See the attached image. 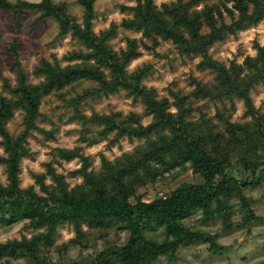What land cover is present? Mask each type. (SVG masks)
<instances>
[{"label":"trees","instance_id":"trees-1","mask_svg":"<svg viewBox=\"0 0 264 264\" xmlns=\"http://www.w3.org/2000/svg\"><path fill=\"white\" fill-rule=\"evenodd\" d=\"M17 1L14 3L11 0H0V9L12 10L17 25L20 24L18 16L22 10L37 11L40 13L37 21L47 17L55 18L59 21L60 33H71L86 48L94 49V51L67 54L64 58L68 60V67L63 70L58 64L53 66L55 60L52 64L49 60H44L42 65L37 66L33 71L35 75L45 77L39 83L28 81V72L18 60L16 61L18 86L12 88L5 80L4 89L10 92L11 98L0 95V137H3L1 143L6 146V151L10 155L7 160L0 158V161L7 165L11 184L7 189L0 187V222L12 224L22 218H30L33 222L32 226L45 230L38 231L30 242L22 239L21 242L10 240L7 244H0V258L10 260L30 257L31 264H47L43 252L50 247L58 226L71 223L79 229L80 222L99 227L114 225L130 233L123 247L101 252L96 261L94 260V264H153L159 260L160 256L173 258L178 248L198 242L207 243L209 251L214 254L226 252L228 247H217L213 237L199 231H188L182 227L180 222L190 218L198 208H204L205 219L219 217L224 221L226 228H230L232 205L229 201L241 198L242 208H249L248 202L241 197L242 189L264 183V161L262 160L264 158V120L257 122L258 127L255 132H249L246 125H231L226 121L223 130L218 132L215 131V126L204 120V112L199 122L192 123L191 114L194 107L189 103L188 97L178 101L182 107L176 119H173L171 114H165L167 101L164 104H156L152 99L153 94L139 87L140 79L149 69L132 77V83L124 77L120 63L105 44V41L113 34L114 27L103 39L97 40L91 34L90 24L86 29L81 30L69 17L64 15L66 8L64 2L54 4L53 0ZM81 2L87 5L88 16L91 19L92 0H81ZM196 2L198 0H192V3ZM250 2L255 5V15L253 17L244 15L247 11L245 0H237L236 7L242 13L241 23L231 28L222 26L220 30L215 29V21L211 16L212 10H207L204 15L213 28L208 37L198 35L199 16L189 20L187 7L191 4L169 8L168 4L164 3L161 5L164 11L160 13L153 8L152 0H144L143 4L137 0L138 6L130 9L135 12V18L125 21L124 26L137 31L144 29L146 36L157 34L166 39L171 37L179 45L178 50L181 54L205 57L199 66L202 69H216L220 73L219 84L211 90L206 87L198 88L197 92L192 95L212 101L246 97L248 89L253 84L264 81V70L256 71L247 83L239 81V72L242 69H236L234 65L233 75L230 76L222 66L214 64L207 57V49L214 41L224 39L225 30L231 31L239 28L243 26L245 20L254 23L264 18V5H261L259 0H250ZM229 14L231 15V12ZM164 15L173 17L175 24L169 26L163 19ZM180 26L190 31V41L185 40L178 33ZM135 47V42L130 41L129 53L124 57L125 63L133 56L139 55L135 52ZM10 50L17 56L19 55L16 44L13 43ZM90 59H95L98 65L112 68L114 78L111 84L104 82L98 68L88 64ZM259 60L264 61V51L260 53ZM246 63L252 68L255 67L250 60ZM87 81L91 84L99 83L100 87L89 86L84 89L83 95L76 96L68 103L78 108L86 96L91 95L98 98L101 94L115 93L120 88L130 89V95L143 97V102L148 106L149 111L155 113V120L147 129L121 128L118 134L128 133L130 136L138 137H150L155 134L157 140L149 139L144 150L131 159H125L115 168L105 164L104 170L98 177H87L86 185L90 186L87 191L78 187L69 194L65 190L61 177L58 181V189L51 193L44 187L41 189L42 195L34 194L30 188L25 192H20L16 181L20 170L18 165L20 158L28 153L26 138L30 136L33 129H39L36 128L34 121L38 116L37 109L41 98L54 92L71 89ZM185 104H188V107H183ZM17 108L24 109L26 113L23 121L26 130L19 137L12 139L5 131L4 124L12 118ZM225 115L226 113L222 114L218 111L219 120L224 121ZM186 118L189 120L188 123H185ZM135 119L134 116L130 117V120ZM97 122L107 124V131L115 128L111 118L95 117L91 121L94 124ZM166 129L170 132L168 136L163 134ZM234 154L238 157L237 164L242 165L249 172L247 177L240 176L237 179L232 175L235 169L230 157ZM150 161L158 163L159 167L155 165L150 167ZM188 164L195 172L203 176V183L182 186L166 198L157 197L151 201H146L137 194V187L155 180L157 174L178 167L184 168ZM141 169L142 173L139 171ZM80 172L84 170L81 169ZM38 182L42 183V178H39ZM130 198L136 201L135 204L130 203ZM213 201L216 203L215 209L211 207ZM257 219L255 214L249 210L239 226L246 227ZM162 227L165 228L163 240L160 241L148 235L151 230L155 231ZM250 233L251 229H248V234ZM169 236L172 237L171 240L168 239Z\"/></svg>","mask_w":264,"mask_h":264},{"label":"clouds","instance_id":"clouds-1","mask_svg":"<svg viewBox=\"0 0 264 264\" xmlns=\"http://www.w3.org/2000/svg\"><path fill=\"white\" fill-rule=\"evenodd\" d=\"M141 4L144 0H139ZM54 4H60L61 0H53ZM66 4L64 15L69 17L81 30L87 28L90 24L91 34L101 40L112 31L115 25V36L105 41L112 54L120 63L125 78L132 83V77L145 72L146 75L140 79L139 87L147 93H152V99L156 104H164L165 114H171L176 119L181 109L178 101L184 97L189 98V103L193 107L209 103L204 98H199L192 94L196 93L198 88H208L209 90L218 86V77L220 73L216 69L206 68L203 71L198 70V65L204 61L203 55H193L191 58L182 56L179 45L174 39L165 38L162 35L153 34L146 36L145 30L139 31L129 29L124 26L125 21H131L135 18V12L124 11L123 9H132L138 6L137 0H92V18L89 19L87 5L81 0H64ZM162 3H167L169 8L187 7L189 20L196 19L199 16V33L201 37L211 35L213 28L207 22L204 13L211 11V16L215 21V29L220 30L222 26H231L241 23V11L236 7L237 0H198L192 3V0H152L153 8L162 13L164 9ZM264 5V0H259ZM247 11L244 13L247 17L255 15V5L250 0H245ZM231 12V15L229 14ZM219 13V14H218ZM222 17V18H221ZM163 19L169 26L175 24V19L164 15ZM50 23L56 27V21ZM178 33L185 40L190 41V31L180 26ZM71 34H69L70 36ZM53 38H55L53 36ZM135 42V52L139 55L133 56L125 63L124 57L129 53V42ZM55 67L58 64L61 70L68 67L63 59L59 57L79 51L93 52L94 49L86 48L78 40L73 39L69 44L64 40L59 46L54 47ZM264 51V19H259L254 23L247 20L243 26L234 28L231 31H224V39L214 41L207 49V57L218 66H222L230 76L233 75V66L236 69H242L239 72V81L247 83L255 75L256 71L264 70V61L259 60L260 53ZM33 59H38L34 57ZM251 61L255 66L250 67L246 61ZM259 61V62H258ZM52 64L53 61L49 60ZM90 66L98 68L102 74L103 80L111 84L113 81V70L106 65H98L95 59L88 61ZM30 72V68H26ZM4 77L10 80V86L15 88L16 79L10 72H4ZM45 77L41 75L34 83H39ZM195 81V83H193ZM93 88H99V83L90 85ZM83 89H77L71 96L65 97L69 101L78 95H83ZM130 89L120 88L115 93L107 95L101 94L99 98L95 96H86L77 107L70 103H64L55 110H51L48 105V98L42 97L37 109L38 116L34 121L36 128L43 129L44 133H51V138H46L40 131L33 129L28 136L27 144L30 155L22 156L19 161V172L16 176L17 189L25 192L29 188L36 195H42V187L47 188L51 193L59 187V178H63L65 190L71 194L78 187L87 191L86 178L90 176H99L104 170L105 164L115 168L122 164L125 159H131L144 150L149 139L157 140L155 134L150 137L130 136L128 133L118 135L121 128L147 129L155 120V113L149 111L148 106L144 104L143 97L130 95ZM0 95L5 98H11L9 91L0 89ZM188 107V104L183 105ZM251 109V110H250ZM226 113L225 120L216 119L217 111ZM77 111L79 115L77 116ZM136 117L130 120V117ZM26 117L24 109L17 108L13 116L4 124V129L12 139L19 137L25 132L26 126L23 120ZM47 117V119H45ZM95 117H108L115 125L111 131H107L108 125L97 122L90 125ZM192 123L200 121V114L193 113ZM204 120L215 126V131H222L227 124L248 126L249 132H255L258 124L264 120V81L253 84L247 92L246 97H233L226 99L223 103L212 102L209 104V110L204 113ZM189 120L186 118L185 123ZM87 129V130H86ZM170 135L169 130L163 133ZM3 137H0V141ZM259 154V151H258ZM9 153L6 146L0 143V158L7 160ZM233 164V176L247 177V172L242 165L237 164L238 157L235 154L230 157ZM158 163L150 161L149 166ZM83 169L84 172H80ZM141 173L143 170H139ZM76 173V175H72ZM42 178V183L38 182ZM11 184L6 164H0V187L7 189ZM163 196V193H160ZM241 197L248 202L249 208L242 210L241 198H234L229 201L233 207V214L230 216L229 223L235 228L251 210L257 218H264V184L256 185L242 189ZM166 198V197H165ZM223 199V198H221ZM135 200L130 198V203L135 204ZM211 207L216 208L213 201ZM46 210V209H45ZM205 215L204 208H198L195 214L185 221H181L182 227L191 232H203L213 237L217 247H230L233 251L225 259L217 260L214 264H264V255L252 257L249 256L254 251L257 244L264 241L259 240L258 234L264 233V226H254L248 224L244 231H236L230 236L224 235V221L218 220L214 225L207 226L201 223ZM30 218H22L12 226H0V244H7L10 240L21 242L22 239L31 241L37 231H44V228L35 229ZM47 226H45L46 228ZM166 227V226H165ZM251 229V235H247V230ZM162 227L160 232L163 233ZM88 233V227L85 222H80L79 229L74 224L65 225L57 229V236L54 238V244L59 247L66 245L59 254L50 250L45 254L47 264H81L87 257V252H81L80 255L74 253L73 249L80 247L79 237ZM163 239V237H160ZM172 239L171 236L168 237ZM76 242H72V241ZM245 240L247 243L245 244ZM244 245L241 247V245ZM209 245L205 242H198L195 245H189L182 251L177 249L175 255L177 261L175 264H210ZM245 257H248L245 259ZM11 264H31L30 257H18L11 260Z\"/></svg>","mask_w":264,"mask_h":264},{"label":"rangeland","instance_id":"rangeland-1","mask_svg":"<svg viewBox=\"0 0 264 264\" xmlns=\"http://www.w3.org/2000/svg\"><path fill=\"white\" fill-rule=\"evenodd\" d=\"M11 1L14 3L18 2L17 0H11ZM27 1L39 2L41 0H27ZM61 2H64V0H61ZM123 10L132 12L130 9L127 8ZM39 16L40 13L37 11L27 10V9L22 10L18 16L20 24L17 25L13 18L12 10L0 9V89H4L5 80H7L10 83V80L8 78H5L3 75L4 72L6 71L14 75L16 79L15 87L18 86V69L16 66V61L19 60L22 63V66L25 70L26 68L31 69L30 72L27 71L28 81L34 83V80H38L40 77L35 75L33 72L36 69V67L42 65L44 60H52V61L55 60V53L53 51L54 47L59 46V44L62 43L64 40H67L69 44L72 42L73 39L78 40L77 38H74L71 33H67V34L60 33V24L59 21L56 20L55 18L47 17L45 19L37 21V18ZM51 20H55L57 22L55 28L50 23ZM113 27H114L113 34L110 36L109 39L113 38L116 34L115 26ZM69 34L71 35L69 36ZM53 36L55 38H53ZM13 43L16 44L17 46V50L19 53L18 56L12 50H10V47ZM79 43L81 44L80 41ZM66 55H63L59 58L63 59L67 64L68 60L64 58ZM181 55L187 56L183 54ZM34 57H38V59H33ZM188 57L191 58L192 56H188ZM198 70L203 71L204 69H202L198 65ZM90 85L92 84L87 81L80 85H76L71 89L68 88L60 92H54L46 96L48 98V105L50 106L51 110H55L60 105L64 103H68V101H65V97L71 96V94L77 89L84 90L85 88H88ZM226 99L228 98H224L223 100H215V101L206 99L209 101V103L197 105L193 108V112L191 114L192 119H194L193 117L194 112L199 113L200 117H202L201 115L202 112L205 113L206 110H209L210 103L212 102L223 103V101ZM218 111L216 113V117H215L216 119H219V117L217 116ZM45 119H47V117H45ZM90 125H95V124L90 122ZM36 131H40L43 135L46 136V138H51L52 134L44 133L43 129L39 128ZM26 145L28 147L27 142ZM29 155L30 152L28 148V153L25 154L24 156H29ZM250 159L252 158L250 157ZM262 160L264 161V158ZM0 164H4V163L0 161ZM72 175H76V173H73ZM203 182H204L203 176L200 173L195 172V170L191 168L190 165L188 164L184 168L178 167L157 174L155 180L148 182L142 186H138L137 194L140 195L142 199L146 201H151L157 197L165 198L174 190L182 186L190 185L192 183L200 184ZM251 187H255V186H251ZM161 192L163 193V196L160 195ZM233 207L234 206H232L231 208V215L233 214ZM190 218H188L187 220H189ZM218 220H222V219L219 217L205 219L203 217L201 223L205 226L209 224L214 225ZM15 223L11 224L7 222H0V226H12ZM86 224L88 227V233L86 235L79 237L78 242L80 244V247L73 249L74 253L77 255H80L81 252L88 253L87 257L81 262V264H94V260L96 261V258L101 252L109 249H119L123 247L128 241V238L130 236L128 230L121 229L118 226L108 225L104 227L102 226L99 227L89 223ZM65 225H71V223L61 224L58 226V228L64 227ZM252 225L257 227L264 226V218H258L253 222ZM33 228L35 227L33 226ZM245 228L246 227L239 225H237L234 228L232 224L230 228H226V225L224 223V235L227 237L235 234L236 231H244ZM160 229L161 228H157L155 231L151 230L150 232H148V235L161 241L163 239H160V237L164 238V233H161ZM3 234L4 233L0 232V236H2ZM247 235H251V233L248 234V230H247ZM56 236H57V230L52 238V243L50 247L48 248L47 251L43 252L44 256L50 250H54L57 252V254H59L61 250L66 247V245H61L57 247L54 244V238ZM257 238L261 241H264V233L258 234ZM72 242H76V241L74 240ZM244 243L246 244L247 241L245 240ZM243 246L244 245L242 244L241 247ZM187 247H181L180 250L182 251ZM232 251L233 250L230 247H228V250L222 254H214L210 252L211 254L208 258L210 264H214V262L217 260L225 259L228 255L232 253ZM260 255H264V242L257 244L254 251L249 254V256L252 257H256ZM247 258L248 257H245V259ZM177 259L178 258L176 255H174L173 258L163 255L160 256L159 260L153 264H175ZM11 260L12 259L8 260L7 258H0V264H11Z\"/></svg>","mask_w":264,"mask_h":264}]
</instances>
